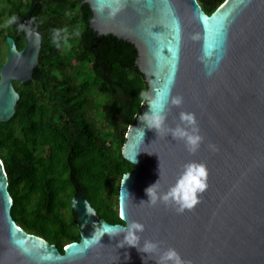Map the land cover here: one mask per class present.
Returning <instances> with one entry per match:
<instances>
[{"label": "water", "instance_id": "1", "mask_svg": "<svg viewBox=\"0 0 264 264\" xmlns=\"http://www.w3.org/2000/svg\"><path fill=\"white\" fill-rule=\"evenodd\" d=\"M82 3L89 5L95 33L134 45L149 97L167 93L169 100L183 98L179 108L169 103L166 124L175 127L182 111L194 113L203 143L189 154L183 142L148 130L139 120L149 112L145 101L121 148L134 166L118 187L123 224L99 220L79 191L70 200L79 240L66 244L62 253L13 221L0 161V264H155L136 248H121L123 234H105L100 244L90 243L94 233L131 221L144 225L141 245L144 240L163 242L162 247L175 248L191 264H264V0H224L210 14L197 0H121L114 15L112 0ZM16 25L24 46L17 50L14 40L5 38L0 123L13 117L19 99L13 82L32 79L41 46V34L29 20ZM190 161L207 166L201 203L183 214L160 203L149 206L146 189L158 182L165 192Z\"/></svg>", "mask_w": 264, "mask_h": 264}, {"label": "trees", "instance_id": "2", "mask_svg": "<svg viewBox=\"0 0 264 264\" xmlns=\"http://www.w3.org/2000/svg\"><path fill=\"white\" fill-rule=\"evenodd\" d=\"M206 14L224 0H197ZM82 0H0V66L5 38L24 46L17 20H29L41 46L32 79L13 82V117L0 123V161L13 221L62 248L79 240L71 198L82 191L98 219L123 224L117 194L134 166L121 148L140 114L147 85L131 43L90 27Z\"/></svg>", "mask_w": 264, "mask_h": 264}, {"label": "clouds", "instance_id": "3", "mask_svg": "<svg viewBox=\"0 0 264 264\" xmlns=\"http://www.w3.org/2000/svg\"><path fill=\"white\" fill-rule=\"evenodd\" d=\"M117 5L112 10V15L122 7L121 0H112ZM197 37H193L196 39ZM142 101H147L149 112L139 116V120L148 130H153L157 135L171 136L175 141L183 142L186 151L189 154H195L203 137L200 135V130L194 113L180 112L178 116L179 122L175 127H169L166 124L168 107L179 108L183 103L181 96H173L169 100L167 93L156 98H151L147 93L141 92ZM144 105V104H143ZM144 135V129H138ZM210 147H214L211 146ZM127 175L124 179H128ZM208 170L207 166L202 162L190 161L185 163L177 175L175 182L169 186L165 192H160L158 182L146 189L149 206H155L157 203L165 206H171L178 214H183L186 210H193L199 203L200 197L208 188ZM144 203V202H141ZM121 219L124 217L121 215ZM144 231V225L131 221L123 227L115 230L104 229L99 235L93 234L90 243L100 244L101 238L107 234L110 238L123 234V240L119 246L136 248L139 253L146 254L147 259L154 260L155 264H191V261L181 257L179 252L172 247H162L163 242L144 240L141 245V235Z\"/></svg>", "mask_w": 264, "mask_h": 264}, {"label": "rangeland", "instance_id": "4", "mask_svg": "<svg viewBox=\"0 0 264 264\" xmlns=\"http://www.w3.org/2000/svg\"><path fill=\"white\" fill-rule=\"evenodd\" d=\"M0 50H1V51H3V50H4V47H3V45H2V43H1V42H0ZM6 57H7V56H6ZM4 59L6 60V58H4ZM5 60H4V61H5Z\"/></svg>", "mask_w": 264, "mask_h": 264}]
</instances>
